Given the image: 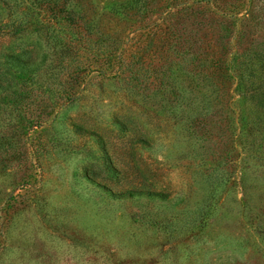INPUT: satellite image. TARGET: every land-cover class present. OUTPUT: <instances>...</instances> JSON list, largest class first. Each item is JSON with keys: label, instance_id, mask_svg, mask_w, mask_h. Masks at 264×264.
<instances>
[{"label": "rangeland", "instance_id": "1", "mask_svg": "<svg viewBox=\"0 0 264 264\" xmlns=\"http://www.w3.org/2000/svg\"><path fill=\"white\" fill-rule=\"evenodd\" d=\"M241 2L0 0V264H264Z\"/></svg>", "mask_w": 264, "mask_h": 264}, {"label": "trees", "instance_id": "2", "mask_svg": "<svg viewBox=\"0 0 264 264\" xmlns=\"http://www.w3.org/2000/svg\"><path fill=\"white\" fill-rule=\"evenodd\" d=\"M204 1H206V3H208V1L210 2V0ZM241 5L242 7H245L238 13L243 15L244 20L254 22L256 25L264 24V0H243ZM62 20L70 22L72 19L69 16H63ZM253 51V56L254 53H256L255 55H257L259 58L264 56V52H256V50ZM10 79L11 78H9L7 73L0 75V88L3 86H8L10 84Z\"/></svg>", "mask_w": 264, "mask_h": 264}]
</instances>
